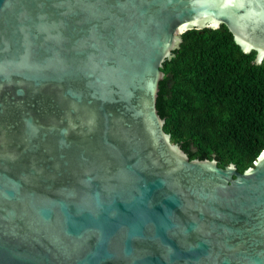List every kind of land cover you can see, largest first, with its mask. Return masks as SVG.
<instances>
[{"label": "water", "instance_id": "water-1", "mask_svg": "<svg viewBox=\"0 0 264 264\" xmlns=\"http://www.w3.org/2000/svg\"><path fill=\"white\" fill-rule=\"evenodd\" d=\"M264 0H0V264H264V150L241 172L164 129V62Z\"/></svg>", "mask_w": 264, "mask_h": 264}, {"label": "trees", "instance_id": "trees-1", "mask_svg": "<svg viewBox=\"0 0 264 264\" xmlns=\"http://www.w3.org/2000/svg\"><path fill=\"white\" fill-rule=\"evenodd\" d=\"M157 108L191 159L241 172L264 150V60L245 52L225 24L191 28L162 67Z\"/></svg>", "mask_w": 264, "mask_h": 264}]
</instances>
